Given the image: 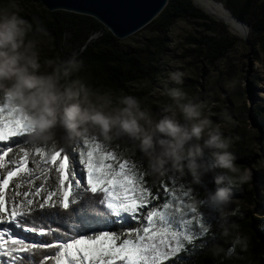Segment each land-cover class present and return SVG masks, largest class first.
Returning a JSON list of instances; mask_svg holds the SVG:
<instances>
[{"label":"clouds","instance_id":"obj_1","mask_svg":"<svg viewBox=\"0 0 264 264\" xmlns=\"http://www.w3.org/2000/svg\"><path fill=\"white\" fill-rule=\"evenodd\" d=\"M22 11L18 0H0V97L25 117L32 144L56 148L58 130L68 139L84 142L91 136L104 145L127 138L145 157L153 176L161 177L170 169L183 175L187 169L192 182L200 184L213 173L215 187L207 190L204 203L226 221L224 210L231 202L233 186L250 178L229 150L238 139L225 135V129L235 124L232 117L221 112L219 122L213 121L209 102L190 97L178 86L165 87L162 94L171 102L160 104L156 112L136 96L92 87L77 75L84 68L77 54L41 59L47 32L34 28ZM260 55L264 59V53ZM254 68L264 75V63L254 61ZM184 76L179 70L168 72L167 82L181 85ZM200 203L193 201L187 208L197 209ZM228 234L224 227L223 235ZM233 243L246 249L247 237L237 234ZM212 251L219 255L224 250L216 246Z\"/></svg>","mask_w":264,"mask_h":264},{"label":"snow or ice","instance_id":"obj_2","mask_svg":"<svg viewBox=\"0 0 264 264\" xmlns=\"http://www.w3.org/2000/svg\"><path fill=\"white\" fill-rule=\"evenodd\" d=\"M26 133L25 117L0 105V264H165L200 235L194 220L207 231L202 219L177 215L181 208L170 211L168 202L149 207L151 193L136 164L107 151L97 138L77 143L78 153L10 143ZM14 147L20 155L7 159ZM32 156L39 157L35 169L29 167ZM14 177L22 178L16 189L26 182L31 191L9 203L6 189ZM81 201L91 203L77 211L76 222L72 206ZM133 221L138 226H130ZM54 222L68 223V230Z\"/></svg>","mask_w":264,"mask_h":264},{"label":"rangeland","instance_id":"obj_3","mask_svg":"<svg viewBox=\"0 0 264 264\" xmlns=\"http://www.w3.org/2000/svg\"><path fill=\"white\" fill-rule=\"evenodd\" d=\"M218 1L224 5L227 2V0ZM18 2L23 9L20 14L24 18L31 15L34 19L47 20L46 11L48 10L39 0H18ZM191 2L193 3V1ZM193 4L195 5V3ZM260 4L263 5L264 0H261ZM258 10L259 7L253 11L250 18ZM211 17L217 21L216 24H208V22L201 19L182 16L175 19L165 35L158 32L154 26L147 25L133 34L119 39L116 43L118 50L136 48L145 54V57L142 58L145 70L136 79L127 81L122 85H115L104 80L101 64L112 63L109 54H104L97 59L95 55L98 52L96 49H92L91 52L82 55L90 42L104 33V26L98 31L91 32L83 41H81L82 37H72L69 28L64 29L56 39L46 38L47 42L42 47L41 59L43 60L46 57L67 58L75 53L84 62L83 70L77 75L82 77L88 84L102 90L111 89L117 94L136 96L141 100L143 106L150 107L153 112L157 111L160 104L171 102L167 95L162 94L165 87L177 86L181 87L190 97H198L201 100L208 101L213 121L219 122V114L227 112L235 121V124L225 129V135L238 137L229 150L236 156V165L242 171L247 169L250 178L243 184L238 183L233 186L231 202L224 211L228 214L244 209L259 216L260 210L247 201L246 192L242 190L241 186L249 185L246 188L248 189L252 175L254 173H264V75L254 68V61L264 63V59L260 55V53H264V30H252L247 24L248 35L243 39L233 34L224 22L213 16ZM222 25L225 26L227 33L236 37L238 41L223 55L210 61L204 56V53L207 51V44L211 40L222 38ZM81 27L82 32H85L86 25ZM176 70L185 73L181 85L167 82V73ZM4 103V99L0 97V105ZM97 139L102 143L99 138ZM12 142L25 144L28 147L32 145L27 133L11 138L10 143ZM77 143L83 144V140L68 139L63 130L57 131L56 148L64 147L78 153ZM46 146L49 150V146ZM105 147L107 151L117 153L121 160H128L129 163H133L131 154L135 144L127 138L115 140L111 144L105 145ZM19 155V148L14 147L13 153L7 159ZM205 159H208L207 156ZM38 160V156L30 157L29 167L35 169V162ZM3 174V171H0V176ZM21 179L20 177H14L13 183L6 189V200L9 203L14 200H23V198L20 199L15 195L16 192L22 194L25 191H31L26 182L22 184V188H15V184L20 183ZM23 179L26 181L27 178ZM152 180L154 181V192L142 181L144 187L151 193L149 207H161L163 203L168 202L172 205L170 211H174L175 208L179 207L189 219L193 216L202 219L206 227L209 213H215V211L207 207L204 203L205 198L200 201L197 213H192L187 208L188 204L198 201L191 192H188V189H190L189 182L180 180L175 174V170L171 169L161 177L152 176ZM38 182L40 183V181ZM200 184L205 189L209 186L210 189L215 187L212 178L206 179L203 177ZM186 192L187 195H185ZM133 224L138 226L135 221H133ZM193 226L200 235L204 232L195 220Z\"/></svg>","mask_w":264,"mask_h":264},{"label":"trees","instance_id":"obj_4","mask_svg":"<svg viewBox=\"0 0 264 264\" xmlns=\"http://www.w3.org/2000/svg\"><path fill=\"white\" fill-rule=\"evenodd\" d=\"M191 1L168 0L158 15L147 25L154 26L158 32L165 35L175 19L182 16L201 19L208 22V24L217 23L214 18L204 13ZM260 2L261 0H227L225 5L233 15L248 24L252 30H264V4L261 5ZM257 7H259V10L250 18ZM46 12L48 18L45 21L34 19L31 15L25 17L33 24L34 28L39 26L45 29L47 32L46 38L56 39L64 29L69 28L72 37H82L81 41H83L91 32L98 31L103 26L95 18L84 14L64 10ZM82 25H86L85 32H82ZM222 30V38L213 39L207 44V51L204 56L210 61L223 55L238 41L236 37L227 33L224 25H222ZM118 40L105 28L104 33L93 39L88 48L84 49L82 55L91 52L92 49L97 50L98 54L95 55L97 59L104 54H109L112 63L101 64L104 80L115 85H122L127 81L136 79L145 70V64L142 61L145 54L136 48L118 50L116 48ZM131 160L141 171L142 181L154 192L153 175L148 173L146 159L136 146L133 148ZM175 174L180 180L189 182L191 193L198 201L204 199L207 190L211 188L209 186L205 189L201 184L193 183L187 169H185L183 175L176 171ZM204 177L206 179L212 178V173H208ZM248 186H241V188L246 192L247 201L260 210L259 216L254 215L251 211L239 209L228 213L225 221L220 219L219 213H209V220L206 225L207 231L198 236L192 244H186L185 251L165 261V264H264V173H254L250 187L246 189ZM87 195L91 196L92 194ZM89 203L91 201H81L77 205H73V216H77V211L81 208L87 211ZM78 219L77 216L76 222H78ZM52 226L59 227L62 231L68 230V223L64 222H54ZM130 226L136 225L131 222ZM4 227H8V225H4ZM11 227L14 231H22L16 229L14 225ZM224 227L229 230L227 236L223 235ZM111 230L120 231V226L113 225ZM86 234H90V232ZM237 234L247 237L246 249L242 250L240 246L233 243ZM216 246L224 250L219 255H213L212 250Z\"/></svg>","mask_w":264,"mask_h":264},{"label":"water","instance_id":"obj_5","mask_svg":"<svg viewBox=\"0 0 264 264\" xmlns=\"http://www.w3.org/2000/svg\"><path fill=\"white\" fill-rule=\"evenodd\" d=\"M48 10H64L95 18L117 38H125L146 26L168 0H39ZM235 18L246 24L235 16ZM247 25V24H246Z\"/></svg>","mask_w":264,"mask_h":264},{"label":"bare ground","instance_id":"obj_6","mask_svg":"<svg viewBox=\"0 0 264 264\" xmlns=\"http://www.w3.org/2000/svg\"><path fill=\"white\" fill-rule=\"evenodd\" d=\"M195 5L200 7L204 12L224 22L229 30L240 38L245 39L248 35V26L235 18V15L218 0H192ZM39 184L38 181L35 182ZM23 185L21 186V188ZM28 188H30L28 186ZM31 190V189H30ZM24 199L23 195L19 196Z\"/></svg>","mask_w":264,"mask_h":264}]
</instances>
